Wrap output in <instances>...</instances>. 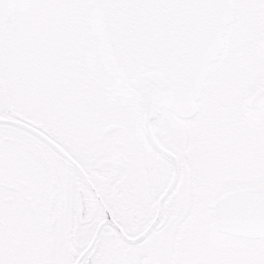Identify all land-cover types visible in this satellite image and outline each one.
Masks as SVG:
<instances>
[{
    "label": "snow or ice",
    "instance_id": "obj_1",
    "mask_svg": "<svg viewBox=\"0 0 264 264\" xmlns=\"http://www.w3.org/2000/svg\"><path fill=\"white\" fill-rule=\"evenodd\" d=\"M0 264H264V0H0Z\"/></svg>",
    "mask_w": 264,
    "mask_h": 264
}]
</instances>
